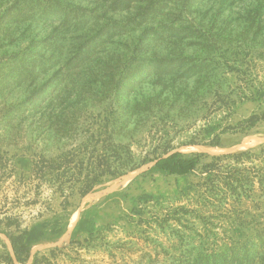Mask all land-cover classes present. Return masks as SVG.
I'll return each instance as SVG.
<instances>
[{
	"label": "rangeland",
	"instance_id": "374dc122",
	"mask_svg": "<svg viewBox=\"0 0 264 264\" xmlns=\"http://www.w3.org/2000/svg\"><path fill=\"white\" fill-rule=\"evenodd\" d=\"M252 1L0 0V264H264Z\"/></svg>",
	"mask_w": 264,
	"mask_h": 264
},
{
	"label": "trees",
	"instance_id": "16d2710c",
	"mask_svg": "<svg viewBox=\"0 0 264 264\" xmlns=\"http://www.w3.org/2000/svg\"><path fill=\"white\" fill-rule=\"evenodd\" d=\"M251 6L247 12V19L249 21H259L260 23L263 21L264 18V0H253L251 2ZM261 26V24H260ZM260 26H258L260 28ZM244 31L243 33H247L253 29V25L244 26L242 28ZM258 32V29H257ZM256 32V33H257ZM254 97H259L264 99V85H260L256 87L253 92ZM264 117V114L263 116ZM261 116L259 114L251 115L246 121L249 122L250 125L255 124ZM201 155H189L184 156L181 152H173L167 156H159L151 161L154 162L155 167L160 170L169 172L171 174H178V175H186L191 173L197 168V165L200 162ZM113 176L118 175V171L110 172ZM104 172H99L93 178L91 183H86L82 187V194L86 195L94 185L101 181V177L103 176ZM7 237L10 239L13 251L15 254V259L21 263H26L27 260L30 258L31 254V243L27 240L26 232L17 233L14 231H9L6 233ZM9 259L13 261V257L9 254Z\"/></svg>",
	"mask_w": 264,
	"mask_h": 264
}]
</instances>
